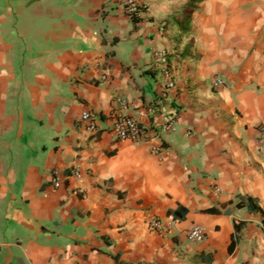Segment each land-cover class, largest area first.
Segmentation results:
<instances>
[{"label": "crops", "instance_id": "obj_1", "mask_svg": "<svg viewBox=\"0 0 264 264\" xmlns=\"http://www.w3.org/2000/svg\"><path fill=\"white\" fill-rule=\"evenodd\" d=\"M120 1L0 0V264H264V0Z\"/></svg>", "mask_w": 264, "mask_h": 264}, {"label": "built area", "instance_id": "obj_2", "mask_svg": "<svg viewBox=\"0 0 264 264\" xmlns=\"http://www.w3.org/2000/svg\"><path fill=\"white\" fill-rule=\"evenodd\" d=\"M120 6L123 9L124 13L130 18L135 17L136 14H138L139 12V6L131 0H121ZM155 58H156L157 66L159 65L162 75L166 80L167 86L171 87L172 80H171L170 71L166 66L165 54L155 53ZM221 82L222 81L219 78H216L213 81V86L217 87L221 84ZM115 103H116L115 109L117 113L114 114V118H113V124L111 127L112 134L117 139H130L132 141H138L142 139L144 130L141 127H139V125L134 119L124 114V111L127 109V103L121 98L115 99ZM89 118H90L89 113L82 114L83 120H88ZM170 129H171V123H167V125L164 126L163 130H170ZM260 131L264 134V126L260 127ZM148 227L151 230H162L166 227L169 228V225L165 226L163 220L160 218L159 219L150 218L148 219ZM187 237L189 240L194 242H199L203 240L204 233L202 228L199 226L193 227L192 229L189 230Z\"/></svg>", "mask_w": 264, "mask_h": 264}, {"label": "trees", "instance_id": "obj_3", "mask_svg": "<svg viewBox=\"0 0 264 264\" xmlns=\"http://www.w3.org/2000/svg\"><path fill=\"white\" fill-rule=\"evenodd\" d=\"M135 17H132V19H134Z\"/></svg>", "mask_w": 264, "mask_h": 264}]
</instances>
